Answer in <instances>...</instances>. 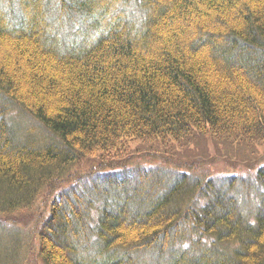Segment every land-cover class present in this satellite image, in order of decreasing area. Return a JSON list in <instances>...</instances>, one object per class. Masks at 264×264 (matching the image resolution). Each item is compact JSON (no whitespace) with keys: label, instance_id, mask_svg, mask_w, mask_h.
<instances>
[{"label":"trees","instance_id":"1","mask_svg":"<svg viewBox=\"0 0 264 264\" xmlns=\"http://www.w3.org/2000/svg\"><path fill=\"white\" fill-rule=\"evenodd\" d=\"M197 133L264 139V0H0V221L31 213L41 264H264V166L251 207L238 178L117 179Z\"/></svg>","mask_w":264,"mask_h":264},{"label":"rangeland","instance_id":"2","mask_svg":"<svg viewBox=\"0 0 264 264\" xmlns=\"http://www.w3.org/2000/svg\"><path fill=\"white\" fill-rule=\"evenodd\" d=\"M3 10L5 13L6 9ZM9 53L11 54V52ZM13 121L19 128H17L18 131L21 129L29 131L30 121L27 122L24 118H15ZM41 136L44 137L42 131L39 130L35 135L33 133L24 138L26 140L29 138L39 139L38 137ZM50 140L47 137L42 143H47ZM131 154L133 156L126 163L112 162L113 166L116 164V166H123L117 170L116 176L119 181L127 178L132 180L131 184L133 186L136 185L134 176L138 173L139 168L144 166L146 168H166L167 170L176 169L179 173H190L193 177L209 174L211 179L223 181L224 183H228L231 178H238V181H244L253 188L252 191L247 188L241 189L240 182H238L239 191L235 193L239 196L240 201L250 207V203L258 205L259 187L256 183V172L264 166V139L257 142H236L232 140H214L197 133L184 141L158 145L153 149L146 144L137 143L133 145ZM98 160L92 159L82 162L77 167L78 173L87 172L91 169L90 166L94 164L97 166ZM70 180H73L72 182L76 181L74 176ZM260 190L264 194V189L263 191L262 188ZM255 193L258 195L255 196ZM42 197L35 203L33 208L37 210L45 209L43 207L45 202H42ZM26 215V217L25 214L13 216L17 218L18 224L10 222L13 217L9 218L10 221L1 219L0 224H3V226H0V251L2 255L14 262L18 260L19 256L20 264H41L37 255V242L32 241L31 246L29 243L33 229L28 224L32 223L33 217L31 213ZM22 217L23 219H21ZM16 247H19L18 251Z\"/></svg>","mask_w":264,"mask_h":264},{"label":"bare ground","instance_id":"3","mask_svg":"<svg viewBox=\"0 0 264 264\" xmlns=\"http://www.w3.org/2000/svg\"><path fill=\"white\" fill-rule=\"evenodd\" d=\"M25 113V112H24ZM42 126V125H41ZM48 133V132H47ZM78 172V171H77ZM73 181V180H72ZM98 222V221H97ZM137 260V259H136Z\"/></svg>","mask_w":264,"mask_h":264}]
</instances>
